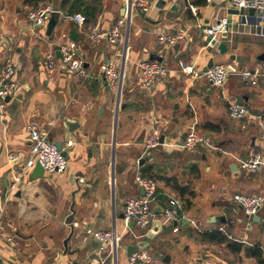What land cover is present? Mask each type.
<instances>
[{
	"label": "crops",
	"instance_id": "crops-1",
	"mask_svg": "<svg viewBox=\"0 0 264 264\" xmlns=\"http://www.w3.org/2000/svg\"><path fill=\"white\" fill-rule=\"evenodd\" d=\"M151 2L145 14L134 11L119 91L106 81L101 64L117 52L125 56L126 43L96 45L86 34L93 27L110 31L125 13L124 0H0V67L11 59L19 82L0 121V264H100V242L86 228L125 229V201L143 194L138 173L157 182L156 213L176 201L177 225L164 223L169 231L152 240L146 238L149 229L125 231L120 263L127 262L129 245L144 241L149 245L140 250L149 254L147 264H264V205L258 217L249 216L233 198L235 193L264 194V166L247 171L239 165L255 154L264 157V10L234 14L230 0ZM46 5L61 12L50 32L51 16L41 27L28 19L31 9ZM75 13L86 16L83 26L66 17ZM225 16L228 31L209 43L204 27ZM179 31L186 36L175 45L158 40L160 33ZM224 38L228 52L222 54L216 43ZM66 41L74 42L88 63L85 74L71 73L61 63L57 53ZM51 51L58 62L47 72L43 57ZM230 54L244 61L231 60ZM211 58L214 65L237 62L241 71L256 74V84L240 72L211 87L179 71L181 60L199 71ZM143 60L162 62L170 70L167 79L144 87L138 66ZM233 98L250 115L234 118L229 112ZM66 119L79 126L70 130ZM193 123L212 149L224 153L217 156L219 178L202 173L198 160L206 158V144L194 151L159 146L145 153L144 142L153 131L165 134V143L172 145ZM31 127L61 143L68 160L64 171H45L36 179H31L34 169L23 172ZM234 162L239 169L232 171ZM15 176L21 182L12 190ZM213 216L220 220L212 221Z\"/></svg>",
	"mask_w": 264,
	"mask_h": 264
},
{
	"label": "built area",
	"instance_id": "built-area-1",
	"mask_svg": "<svg viewBox=\"0 0 264 264\" xmlns=\"http://www.w3.org/2000/svg\"><path fill=\"white\" fill-rule=\"evenodd\" d=\"M230 4L233 9L238 10L250 8L264 10V0H230ZM124 6V15L118 19L110 31L105 32L101 31L98 27H93L86 34L96 45H100L104 41H107V45H114L120 41L126 43L125 56L117 52L114 57L109 58L101 64V70L106 81L110 85L117 84L119 91H121L126 78V60L129 50L128 41L134 11L147 12L152 7V2L151 0H124ZM56 11L60 12L51 5L35 7L28 12V19L33 26L41 27L45 25L46 20ZM66 17L80 26H83L87 20L86 16L81 13L67 15ZM229 24L230 19L228 16H225L217 19L210 26L204 27L203 31L205 35L207 37L212 36L209 43L216 38L217 34L226 33L229 29ZM185 36V31H179L176 34L160 33L158 40L160 43L175 45ZM75 48V43L72 41L62 43L59 48L61 53L60 61L69 72L85 74L84 59L76 52ZM117 56L123 57L124 61H118ZM57 62L58 59L52 51L47 52L43 57V67L47 72H51L56 67ZM138 66L141 71V83L146 88L154 86L159 79H167L170 72L162 62L157 60H143L138 63ZM179 71L191 75L193 80L204 79L211 87L222 86L230 75L240 72L245 79H249L253 84H256V74L247 69L241 71L238 63L235 61L229 62L226 65H214L207 71H198L195 64L181 60L179 63ZM15 74L16 71L13 61L7 59L0 67V121L5 120L7 116L8 102L6 98L9 96L11 98L15 97L19 87V82L15 78ZM229 112L234 118L238 119L250 115L249 109L238 99L234 98L229 100ZM160 137V132L155 130L146 138L144 142L145 153L159 146H177L188 151H194L202 144L212 147L209 140L198 131L196 123L191 124L187 129L182 145L177 143L171 145L165 142L161 144ZM29 140L30 157L23 168L24 173H30L36 167L37 163H40L44 170L48 172L64 171L67 168L68 160L64 151L59 149L56 143L48 138V134L45 131L37 127H31L29 130ZM239 165L244 170L256 171L264 166V157L261 154H255L247 159H240ZM20 182L21 176H15L11 189L15 190ZM136 183L143 188L144 193L125 201L123 213L125 229L123 231L119 230L116 226L110 229L86 228L87 234L92 235L100 242V264H104L107 259H110L112 264H147L150 261V256L144 250H139L131 254L126 263L119 262V249L124 232L130 229V223L132 221L140 229H149L154 221L158 219V216L161 217L163 223H170L177 218L175 200H171L170 207H166L161 215H157L153 207L157 191V182L154 178L145 177L138 173L136 175ZM233 198L249 216L257 215L264 205V194L261 193H235ZM74 225L78 226V223L75 222Z\"/></svg>",
	"mask_w": 264,
	"mask_h": 264
},
{
	"label": "water",
	"instance_id": "water-1",
	"mask_svg": "<svg viewBox=\"0 0 264 264\" xmlns=\"http://www.w3.org/2000/svg\"><path fill=\"white\" fill-rule=\"evenodd\" d=\"M161 5H162V1H160V2L158 3V6H161ZM249 11H250V14L254 15L255 12H256V9H255V8H250ZM230 12H231V13H234V14H241V15H243V14H244V9H239V10H238V9H231ZM143 13L145 14L146 12L143 11ZM59 17H60V12H58V11L54 12V13L51 15V18H50V21H49V32H50V31L54 28V26L57 24V22H58V20H59ZM211 39H212V36H209V37L207 38V40H211ZM216 45H217V48L219 49V51H220L222 54L228 52V47H227V45H226V38L222 39L219 43H216ZM60 55H61V53H60V51H59V52L57 53V56H60ZM156 56H157V55H156ZM154 57H155V56H154ZM154 57H153V58H154ZM230 59H231V60H236V61H244V57H240V56H238V55H236V54H230ZM84 65H85V67H88V66H89L87 62H85ZM213 65H214V59L211 58L210 61H209V63L207 64V66H206L203 70H204V71H207V70H208L210 67H212ZM241 69H242V67H241ZM6 101H7V102H10V101H11V97H10V96L7 97V98H6ZM121 107H122V106H121ZM65 122H66V124H67V126H68V128H69L70 130H73L74 128H76V127L79 126L78 123H73L72 121H69V119H66ZM185 136H186V132L182 135V137L179 139V141L177 142V144L182 145V143H183V139H184ZM164 140H165V134H161V137H160V143L163 144V143L165 142ZM57 147H58L59 149H61V148H62L61 143H57ZM64 154H65V153H64ZM232 164H233V165L230 166V168H231L232 171H235V170H234V167H235L237 170L239 169V167H238V165H237L236 162H234V163H232ZM44 173H45V170H44V168L42 167V165H41L40 163H37L36 167L34 168V171H33L32 175H31V179H36V178H38V177H42V176L44 175ZM142 193H144L143 188H142ZM157 215H161V212H157ZM255 217H258V214L255 215ZM70 218H71V217H70ZM219 220H220V219H219L218 217H214V216L212 217V221H214V222H218ZM172 223H173V225H177V221H173ZM134 226H135V222L132 221V222L130 223V228L133 229ZM169 229H170V227L167 226L166 224H164L162 220H160V219H156V220L154 221V223L152 224V226H151V227L149 228V230L147 231V233H146V238L152 240V239H154V238H155V237H156L161 231H169ZM66 243H67V241L65 242V244H66ZM148 245H149V243H148V242H144V241H140V242H138V243H136V244H131V245L128 246V255L130 256V255L133 254L134 252L139 251L141 247H142V248H146V247H148Z\"/></svg>",
	"mask_w": 264,
	"mask_h": 264
},
{
	"label": "rangeland",
	"instance_id": "rangeland-1",
	"mask_svg": "<svg viewBox=\"0 0 264 264\" xmlns=\"http://www.w3.org/2000/svg\"><path fill=\"white\" fill-rule=\"evenodd\" d=\"M217 61H219V60L217 59ZM165 99L169 100V98L167 96H165ZM173 106H174V104L172 105V107ZM229 147L231 148L232 146L229 145L228 148ZM205 151H206V158L198 160L200 167L203 171L202 173H204L205 175H209L213 179L219 178V172H220L219 166L220 165H219L217 156L219 155L220 156L219 158H222V156H224V153H222V152L217 153V151L212 149V147L211 148L208 147ZM229 159H232V158L229 157ZM226 165H227V163H226ZM128 232H130V231H128Z\"/></svg>",
	"mask_w": 264,
	"mask_h": 264
},
{
	"label": "trees",
	"instance_id": "trees-1",
	"mask_svg": "<svg viewBox=\"0 0 264 264\" xmlns=\"http://www.w3.org/2000/svg\"><path fill=\"white\" fill-rule=\"evenodd\" d=\"M206 128L211 129V130L213 129L212 125L210 124L206 125ZM218 233H221V232L217 231L215 234H218ZM224 238H225L224 236H221L219 239L223 240Z\"/></svg>",
	"mask_w": 264,
	"mask_h": 264
}]
</instances>
